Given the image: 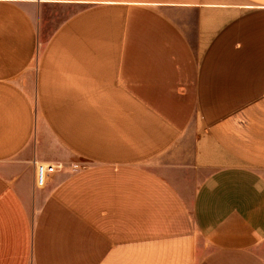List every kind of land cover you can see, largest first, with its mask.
<instances>
[{
    "label": "crops",
    "instance_id": "obj_1",
    "mask_svg": "<svg viewBox=\"0 0 264 264\" xmlns=\"http://www.w3.org/2000/svg\"><path fill=\"white\" fill-rule=\"evenodd\" d=\"M0 264H264V0H0Z\"/></svg>",
    "mask_w": 264,
    "mask_h": 264
},
{
    "label": "built area",
    "instance_id": "obj_2",
    "mask_svg": "<svg viewBox=\"0 0 264 264\" xmlns=\"http://www.w3.org/2000/svg\"><path fill=\"white\" fill-rule=\"evenodd\" d=\"M54 165L37 164L36 165V183L42 185L49 173L54 171Z\"/></svg>",
    "mask_w": 264,
    "mask_h": 264
}]
</instances>
